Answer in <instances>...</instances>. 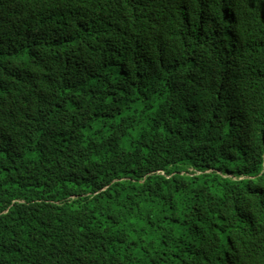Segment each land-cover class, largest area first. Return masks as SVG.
<instances>
[{
    "label": "trees",
    "instance_id": "obj_1",
    "mask_svg": "<svg viewBox=\"0 0 264 264\" xmlns=\"http://www.w3.org/2000/svg\"><path fill=\"white\" fill-rule=\"evenodd\" d=\"M0 264H264V0H0Z\"/></svg>",
    "mask_w": 264,
    "mask_h": 264
},
{
    "label": "bare ground",
    "instance_id": "obj_2",
    "mask_svg": "<svg viewBox=\"0 0 264 264\" xmlns=\"http://www.w3.org/2000/svg\"><path fill=\"white\" fill-rule=\"evenodd\" d=\"M231 23H230V21L229 20H227V25H230Z\"/></svg>",
    "mask_w": 264,
    "mask_h": 264
}]
</instances>
